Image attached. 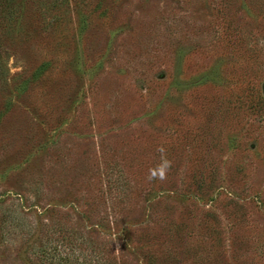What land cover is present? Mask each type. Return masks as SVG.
<instances>
[{
    "label": "rangeland",
    "instance_id": "1",
    "mask_svg": "<svg viewBox=\"0 0 264 264\" xmlns=\"http://www.w3.org/2000/svg\"><path fill=\"white\" fill-rule=\"evenodd\" d=\"M263 95L264 0H7L0 264H264Z\"/></svg>",
    "mask_w": 264,
    "mask_h": 264
},
{
    "label": "trees",
    "instance_id": "2",
    "mask_svg": "<svg viewBox=\"0 0 264 264\" xmlns=\"http://www.w3.org/2000/svg\"><path fill=\"white\" fill-rule=\"evenodd\" d=\"M6 5H7V0H0V20L2 19L3 9H4V7H5ZM263 98H264V95H263ZM261 103H264V100H262ZM61 240H62L63 243H66V244H64V245L62 244V245H61V248H64V246H66V247L68 246V248H70V250L73 248V247L71 246V241L69 240V238L66 239L64 236H61ZM64 249H66V248H64ZM52 251L56 252V250H53V249H52ZM41 252L43 253V258L46 259V262H47V261L50 262V260L53 259V256H52V257H49V256H48V253L50 254V252H48L47 248L42 249ZM46 254H47V255H46ZM57 254H58V253H57ZM61 260H62V259L59 258V261H61ZM65 261H68V258H67V260H65Z\"/></svg>",
    "mask_w": 264,
    "mask_h": 264
}]
</instances>
